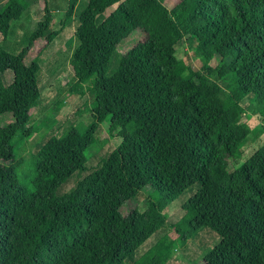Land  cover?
I'll return each mask as SVG.
<instances>
[{"label": "trees", "instance_id": "16d2710c", "mask_svg": "<svg viewBox=\"0 0 264 264\" xmlns=\"http://www.w3.org/2000/svg\"><path fill=\"white\" fill-rule=\"evenodd\" d=\"M75 4L67 0L65 10V16L75 10L76 21L69 62L74 84L89 83V121L36 146L26 185L14 146L33 130L27 117L40 98L39 66L24 57L34 40L56 34L44 35L51 22L46 2L27 46L16 56L0 48V120H6L0 124V264H125L163 225L165 206L186 191L172 225L175 239L158 240L130 264H164L177 242L207 226L218 240L201 264H264V143L240 159L249 132L241 118L250 111L264 120V0ZM25 8L22 0H5L1 35ZM136 30L141 39L117 57L119 43ZM184 44L195 57L211 49L217 61L193 68L185 52L176 55ZM111 56L118 62L106 73ZM6 69L12 78L3 85ZM105 118L119 138L115 148L54 196L73 173L86 170V150ZM138 192L146 195L145 208L127 220Z\"/></svg>", "mask_w": 264, "mask_h": 264}, {"label": "rangeland", "instance_id": "374dc122", "mask_svg": "<svg viewBox=\"0 0 264 264\" xmlns=\"http://www.w3.org/2000/svg\"><path fill=\"white\" fill-rule=\"evenodd\" d=\"M22 1L25 3L26 8L22 10L18 19L9 22V29L6 35L0 34V48L4 52L16 56L22 48L27 46L30 33L35 28L37 20L42 18L43 4L45 2L51 13V22L44 35L52 31L56 32L49 41H46L43 37L34 40L24 57L25 61L32 60L39 66L36 77L40 90V98L30 110L26 122V126H33L34 128L27 137L17 141L18 143L14 146V158L20 160L21 166L23 165V175L20 172L18 174L19 181L26 185L33 176L30 166L27 165L30 153L35 151L38 144L50 136L59 135L69 126L79 124L81 125L79 129H81L85 125L84 123H88L89 120L87 119L92 106V97L88 82L79 86L74 84V76L69 62L71 51L76 46L74 34L76 28L75 10H71L69 15L65 16L67 0ZM85 1L76 0V8L81 7ZM4 2L5 0H0V10ZM115 5L109 6L103 13L99 14L96 22L106 16ZM141 37L142 32L136 30L131 36L123 39L116 49L117 57L118 54L120 55L128 47L140 40ZM175 49L178 57H183L185 52L190 57L191 65L195 69H199L207 60H209L210 65L217 61V56L211 49H208L201 57L193 56L185 44L177 45ZM117 57L111 56L106 73H111L114 70L118 62ZM11 78L12 72L10 70L6 69L1 73L3 85L9 84ZM249 115L250 118H247ZM241 119L245 120L249 126V132L242 141L240 149V159L243 160L264 143V120L260 119L256 114L253 115L250 111H248L246 117ZM5 121V119H1L0 124ZM93 135L94 139L85 153L86 170L73 173L54 191V196L71 189L75 182L94 169L100 160L105 158L115 148L119 141L118 137L108 132L107 118L97 124ZM187 198L188 191L165 206L164 211L167 219L163 225L136 248L132 258L125 260V264H130L132 261L140 259L158 240L162 239L165 244L169 245L175 239L176 234L172 225L182 214L181 205ZM146 201L145 193L138 192L134 196V202L129 211H127L125 218L127 220L135 218L138 212L145 208ZM217 240L218 233L211 227L207 226L198 229L194 237L184 242L179 241L174 245L164 264H201L204 253Z\"/></svg>", "mask_w": 264, "mask_h": 264}]
</instances>
